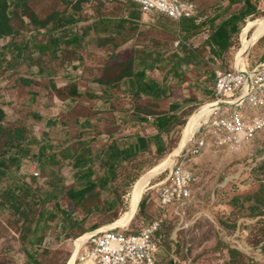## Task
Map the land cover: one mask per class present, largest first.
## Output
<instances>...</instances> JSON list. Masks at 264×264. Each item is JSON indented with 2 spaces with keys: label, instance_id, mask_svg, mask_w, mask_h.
I'll use <instances>...</instances> for the list:
<instances>
[{
  "label": "rangeland",
  "instance_id": "374dc122",
  "mask_svg": "<svg viewBox=\"0 0 264 264\" xmlns=\"http://www.w3.org/2000/svg\"><path fill=\"white\" fill-rule=\"evenodd\" d=\"M194 1L195 19L178 22L144 16L132 0H0L13 30L0 36V264H83L74 243L133 205L130 220L114 228L139 230L157 221V264H264V130L238 151L194 138L156 169L196 132L195 114L211 99L213 70L237 67L245 39L253 38L252 29L243 35L245 27L264 17V0ZM221 26L228 43L223 52L216 43ZM43 45L54 47L44 55ZM242 61L250 70L264 63V34L246 45ZM87 66L104 69L106 80L134 68L164 73L155 93L133 83L117 96L128 98L133 111L125 123L131 137L149 135L141 139L146 149L135 144L128 154L112 153L104 135L120 132L105 116L109 108L99 102L74 107L78 99L95 98L93 91L60 89L61 81H73L62 79L65 68L76 67L77 80ZM185 96L193 101L184 102L192 105L188 110L179 107ZM76 125L81 131L59 144V130ZM80 135L86 145L75 151ZM152 139L157 152L147 142ZM87 143L94 146L86 149ZM103 143L109 152L98 153ZM191 145L199 151L189 154ZM176 162L194 173L192 197L185 206L161 208L158 188Z\"/></svg>",
  "mask_w": 264,
  "mask_h": 264
},
{
  "label": "built area",
  "instance_id": "2783aa9c",
  "mask_svg": "<svg viewBox=\"0 0 264 264\" xmlns=\"http://www.w3.org/2000/svg\"><path fill=\"white\" fill-rule=\"evenodd\" d=\"M144 14L173 21L195 19L194 0H132ZM213 88L206 120L201 121L189 141L207 142L226 151H237L264 130V63L253 69L215 68ZM210 138V139H208ZM198 145V143H197ZM191 145L189 154H195ZM38 176V171H33ZM195 181L192 169L176 162L160 182L157 202L161 208L185 206L192 197ZM159 223L147 224L139 230L113 228L90 233L80 241L78 260L93 264H157L160 248L157 238ZM85 235V234H84ZM82 238V237H81Z\"/></svg>",
  "mask_w": 264,
  "mask_h": 264
},
{
  "label": "crops",
  "instance_id": "0c3cea01",
  "mask_svg": "<svg viewBox=\"0 0 264 264\" xmlns=\"http://www.w3.org/2000/svg\"><path fill=\"white\" fill-rule=\"evenodd\" d=\"M41 47L43 48L42 52L45 55V53L49 52L51 50V48L54 46L53 45H51V46L50 45H47V46L43 45ZM41 71H43V70H41ZM77 71H78V69L76 67H74L73 69L65 68V71H63L61 74L62 79L65 81L67 78L70 77L71 79L73 78V81H71L72 84L69 82L67 84H65L63 81H61L62 84H60V89L63 88L62 90H64L65 85L68 87L70 85H73V86L77 85V89L74 91L82 92L83 90H90V91L94 92V93L93 92H90V93H91V95L95 96V98H92V96H91L89 99H86V100L85 99H78V102H77V104L74 105V107L76 105L86 106V105H91V103L96 104V102H99L103 106L109 108L108 110H110V111H108L107 109L104 110L105 116L112 117V119H110L112 127H117L116 129H119V132H120L119 134L115 133L113 136L107 135L108 133L106 135H104L105 139H107V141H109V143L111 144L110 149H111L112 153L116 154L117 156L128 154L131 147L134 146L135 144L139 145L141 148L146 149V147L142 144L141 139L146 141L149 135L147 133H142V134H139V137L138 136H136V137L133 136L134 138L131 137L132 130L129 129L128 124H125V123L130 117H132L133 111H131L129 109L130 105L128 102V98L119 100V99H117V96L123 95V93L125 91H127L126 90L127 87L133 83H134L133 85H135L137 87L145 88V89H147V91H149V92L151 91V93H155L156 90L157 89L160 90V88L162 86L160 83L165 78L164 73L157 70L156 72L148 74V72L146 70H144V71L142 70V72H138L134 68L133 73L130 75H123L122 77H119L115 80H106V79L102 78V75L104 73V69L99 68V67L90 68L89 66H87L85 69H79V75H82V76H80L82 78H78L76 80L75 75L77 74ZM81 71H83V74L81 73ZM148 76H150L151 79H153V80L148 79L147 78ZM145 78H147L148 81H145ZM212 88H213V82H212ZM28 90H30V88H28ZM48 95H50V94H48ZM111 96H113V97H111ZM189 99L190 98H187V96H185L183 101L180 102L179 107L186 106V104H184V102H189V101L193 102L192 100H189ZM164 102L165 101H153L151 103L153 105H159L160 106V104L164 103ZM65 105H66L65 100L60 97V115L63 114L64 109H65L64 108ZM178 105L179 104H177V106ZM114 107H117L119 111L111 109ZM189 107L191 108L192 105H188L186 108L183 107V109L188 110ZM2 109H7V108L4 107ZM154 109L155 108H152V110H154ZM157 111H160L159 108L157 109ZM100 112L101 111H97V113L94 114V117L97 118L99 115H101L102 113L99 114ZM173 113H176L177 115H181L180 113H182V111H180V112L176 111ZM170 115H174V114L170 113ZM177 115H174V118ZM114 117L116 119H113ZM117 117H118V119H117ZM141 117H142L141 120L144 121L143 126L148 125V122H145V119H144L145 115L142 114ZM101 122L102 121L97 120V123H96L97 130H101V129L103 130V128L100 126ZM80 125H83L81 120H80ZM68 128L70 129L68 131H60L59 130V135H58L59 140H60L59 144L64 143V141L67 139V137H68L67 133L72 134L75 129L78 132L81 131L80 127H77V125L73 129L71 127H68ZM62 129H64V128H62ZM114 132H116V131H114ZM129 133H131V134H129ZM53 136H55V135H53ZM85 139L86 138H82L81 135L78 137H74V140L78 141V142H76V141L74 142L75 145H79L78 147L75 148L76 149L75 151H79L82 148H84V146L86 145L84 143ZM147 142L152 146L151 148L154 147L155 151L157 152V146L155 143V139H152V141H147ZM209 142L210 141L207 142V145L209 144L210 146H212V144ZM87 144L88 145H87L86 149H88L89 147L92 148L94 146V145H91L90 143H87ZM81 145H83L82 148H81ZM99 145L101 148H100V151L98 153L109 152L107 149L101 150L103 148H107V143H103V145H101V144H99ZM48 152H49V150H46V148H45V150L43 148L40 150V153L43 156H47Z\"/></svg>",
  "mask_w": 264,
  "mask_h": 264
},
{
  "label": "bare ground",
  "instance_id": "6f19581e",
  "mask_svg": "<svg viewBox=\"0 0 264 264\" xmlns=\"http://www.w3.org/2000/svg\"><path fill=\"white\" fill-rule=\"evenodd\" d=\"M252 29L253 30V38L248 41L245 39L244 41V46L246 47V45L249 44V42H253L255 39H257L259 36H261L262 34H264V17H261V18H258L256 19L255 21L251 22L250 24H248L244 31H243V35L245 36L247 31ZM244 47V49H245ZM244 49H242L239 53H238V60H237V67L239 69H242V64H243V55H244ZM212 106L210 104H206V105H203L198 113L196 112L195 114V127H196V130L198 129L201 121L203 120H206L207 116H208V113H209V107ZM194 122V121H193ZM198 123V124H197ZM193 127V126H192ZM195 135V130H192L191 133L188 134V139L187 141L185 142V144H183V146H181L179 149H177L176 151H174L173 153L167 155L165 158H163V160L160 162V164L156 167V169H161L165 164H167L169 161H174L177 157V155L180 153V151H182V149L185 147L186 144L189 143L190 139ZM239 150V149H238ZM237 150V151H238ZM175 164V163H174ZM174 164H171L172 166ZM171 166V167H172ZM155 169V170H156ZM149 183V176L142 181L141 185L139 186V191H138V194H137V199L135 201V205L137 203V201H139L143 194L147 191L146 187ZM135 209V206L133 205V207L123 213L119 218H117L115 221L111 222V223H108L106 224L105 226H103L101 229L99 230H96V231H93L92 233H95V232H99V231H105V230H109V229H113L116 225H122L124 223H127L130 218L132 217V213ZM90 234V233H89ZM89 234H87L85 237H87ZM83 237V238H85ZM79 239L77 240L75 243H74V246L77 247V244H79V247H80V241L83 239ZM88 263H91L93 264L94 262L92 260H88V261H83V264H88Z\"/></svg>",
  "mask_w": 264,
  "mask_h": 264
},
{
  "label": "trees",
  "instance_id": "16d2710c",
  "mask_svg": "<svg viewBox=\"0 0 264 264\" xmlns=\"http://www.w3.org/2000/svg\"><path fill=\"white\" fill-rule=\"evenodd\" d=\"M3 4V3H2ZM5 4V3H4ZM3 7H5L6 5H2ZM7 9L4 8V9H1L0 8V36L3 35V36H7V35H10L12 33V28H11V25H10V19L8 16L5 15V11ZM225 27L224 26H221L220 27V31H222L223 35L221 34H217L216 35V38L218 39L216 41V43L218 44V47H219V50L221 52L225 51L228 47V43H227V40L226 38L224 37L225 35ZM221 36V38L219 39V37ZM4 116V112L2 110H0V119Z\"/></svg>",
  "mask_w": 264,
  "mask_h": 264
}]
</instances>
